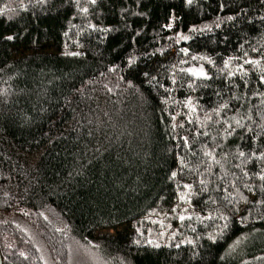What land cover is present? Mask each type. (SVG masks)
I'll return each mask as SVG.
<instances>
[{"label": "trees", "instance_id": "16d2710c", "mask_svg": "<svg viewBox=\"0 0 264 264\" xmlns=\"http://www.w3.org/2000/svg\"><path fill=\"white\" fill-rule=\"evenodd\" d=\"M0 9L3 264H264V0Z\"/></svg>", "mask_w": 264, "mask_h": 264}, {"label": "rangeland", "instance_id": "374dc122", "mask_svg": "<svg viewBox=\"0 0 264 264\" xmlns=\"http://www.w3.org/2000/svg\"><path fill=\"white\" fill-rule=\"evenodd\" d=\"M192 69V68H191ZM195 70H200L203 69V71L206 73V70L203 66H197L194 68ZM185 196V199L181 200L179 198L178 200V214L180 216H187L191 210L189 206V188H186L184 192L182 193ZM181 194V195H182ZM176 206V207H177ZM176 211V210H174ZM169 216V214L161 215L159 212L155 213L154 215H151L150 218L153 217V219L157 220L156 223L159 224V230L158 235L162 238L165 239L167 242L171 239V235L174 234V231L172 230L173 225H171V222L167 220L166 218ZM161 227V229H160ZM125 227H120V230L124 229ZM117 229L111 230V232L115 233ZM75 253L73 256L72 263L75 264H114L113 261L108 260L105 256H102L100 253L94 254L91 248L86 247L84 244H79L77 243L75 245Z\"/></svg>", "mask_w": 264, "mask_h": 264}, {"label": "snow or ice", "instance_id": "6c2138e0", "mask_svg": "<svg viewBox=\"0 0 264 264\" xmlns=\"http://www.w3.org/2000/svg\"><path fill=\"white\" fill-rule=\"evenodd\" d=\"M92 2L93 3H95V0H92ZM188 3L189 4H191L192 3V0H188ZM83 11H87V9H84ZM2 12H3V9H0V14H2ZM229 19H231V17L229 18ZM167 27L168 28H171L172 27V24L170 23V24H168L167 25ZM182 39H187V37H181ZM7 39L8 40H12L13 39V37L12 36H9V37H7ZM181 51L182 52H187V50L186 49H181ZM76 53H73V55H75ZM193 59H197V57H193ZM182 63H183V61H182ZM225 63V67H227L228 66V64H229V61H225L224 62ZM245 63H251V64H258L259 63V61H245ZM242 67L243 66H241V69H242ZM183 71V70H182ZM187 71L188 72H190V73H192L193 75H195V76H198V77H207V74L203 71V69H200V70H195V69H187ZM232 75H234L235 73H231ZM145 75H147V74H145ZM262 80H264V77H262ZM173 82H175V81H173ZM188 106L189 107H192V105H191V101H189L188 102ZM194 110V109H193ZM174 119V118H173ZM187 141H186V139H185V143H186ZM205 155H211V153H205ZM239 155L241 156V157H243L244 155H245V153L244 152H240L239 153ZM254 155V154H253ZM175 175H176V173L175 172H173L172 173V176L173 177H175ZM261 180H264V175H261L260 177H259ZM203 183V182H202ZM185 187L186 188H190L191 186L190 185H185ZM180 199L181 200H183V199H185V196L182 194L181 195V197H180ZM222 219H227L226 217H221ZM180 219L181 220H184L185 219V217L184 216H180ZM155 222V221H154ZM225 227H227V225L225 224ZM135 243H139V241H135ZM148 243L149 244H152L153 242L151 241V240H149L148 241ZM189 243H191V241H189ZM177 246H179V245H177ZM156 247H159V245H156ZM21 255H23V253H21Z\"/></svg>", "mask_w": 264, "mask_h": 264}, {"label": "water", "instance_id": "95a60500", "mask_svg": "<svg viewBox=\"0 0 264 264\" xmlns=\"http://www.w3.org/2000/svg\"><path fill=\"white\" fill-rule=\"evenodd\" d=\"M0 264H3V258H2L1 251H0Z\"/></svg>", "mask_w": 264, "mask_h": 264}]
</instances>
